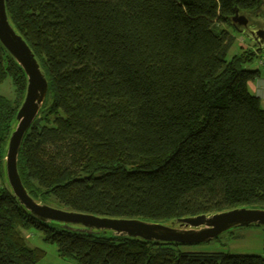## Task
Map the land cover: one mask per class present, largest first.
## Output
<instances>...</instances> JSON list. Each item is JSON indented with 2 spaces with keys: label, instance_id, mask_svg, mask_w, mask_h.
I'll list each match as a JSON object with an SVG mask.
<instances>
[{
  "label": "trees",
  "instance_id": "1",
  "mask_svg": "<svg viewBox=\"0 0 264 264\" xmlns=\"http://www.w3.org/2000/svg\"><path fill=\"white\" fill-rule=\"evenodd\" d=\"M262 5L6 0L12 26L49 84L19 153L30 196L67 211L165 224L264 209V107L249 89L261 72L248 68L261 54L253 43L229 57L240 35L230 21L235 9ZM7 78L18 98L0 95L2 180L27 78L0 43V85ZM31 226L76 264H264L261 255L190 252L43 224L3 184L0 264H40L45 251L29 247L21 231Z\"/></svg>",
  "mask_w": 264,
  "mask_h": 264
},
{
  "label": "water",
  "instance_id": "2",
  "mask_svg": "<svg viewBox=\"0 0 264 264\" xmlns=\"http://www.w3.org/2000/svg\"><path fill=\"white\" fill-rule=\"evenodd\" d=\"M230 21L240 35L255 44L257 54H264V14L236 8ZM0 43L27 78L26 94L17 111L16 124L8 140L4 159L5 175L13 197L39 222L59 224L63 228H73L81 232H111L116 237L183 246L211 242L236 227L264 226V209L260 208H236L220 213L177 218L165 224L141 219L98 217L55 208L34 200L21 180L18 160L25 135L46 101L49 84L35 54L12 26L6 0H0Z\"/></svg>",
  "mask_w": 264,
  "mask_h": 264
},
{
  "label": "rangeland",
  "instance_id": "3",
  "mask_svg": "<svg viewBox=\"0 0 264 264\" xmlns=\"http://www.w3.org/2000/svg\"><path fill=\"white\" fill-rule=\"evenodd\" d=\"M260 14H264V6L262 5L258 11ZM238 40L234 47L231 49L229 57L238 53L241 50L239 45L240 40L244 43L242 48L252 47L253 43H249L247 39L237 35ZM264 54L256 59L252 64L248 66L249 69H258L261 72L259 79H256L252 83V89H255L257 81V92L260 94L262 106L264 107ZM261 79V80H260ZM250 91L254 94L253 90L249 87ZM0 95L10 100L16 101L17 94L11 78H7L0 85ZM4 126L0 125V138L4 135ZM7 185V178L4 173V179L0 177V187ZM23 236L26 238V242L31 248H38L45 251V257L41 260L40 264H76L71 258H65L60 256L58 247L55 244L49 243L44 238V233L37 229L35 226H31L28 229L21 230ZM184 251L190 252H225L230 254H247V255H261L264 256V226H248V227H236L233 228L217 239L208 243L198 245H187L183 247Z\"/></svg>",
  "mask_w": 264,
  "mask_h": 264
},
{
  "label": "crops",
  "instance_id": "4",
  "mask_svg": "<svg viewBox=\"0 0 264 264\" xmlns=\"http://www.w3.org/2000/svg\"><path fill=\"white\" fill-rule=\"evenodd\" d=\"M237 40H238V38H237ZM239 45H240V47L242 48V47L244 46V43L240 40ZM257 79H259V78H257ZM260 80H261V79H260ZM258 82H259V80L257 81L256 86H254L255 89H252V83H249V87L253 90V92H255L254 94H255L256 96L260 97L259 92H257Z\"/></svg>",
  "mask_w": 264,
  "mask_h": 264
},
{
  "label": "built area",
  "instance_id": "5",
  "mask_svg": "<svg viewBox=\"0 0 264 264\" xmlns=\"http://www.w3.org/2000/svg\"><path fill=\"white\" fill-rule=\"evenodd\" d=\"M262 64H264V61L263 62H261ZM263 99H264V95H263V97H262Z\"/></svg>",
  "mask_w": 264,
  "mask_h": 264
}]
</instances>
